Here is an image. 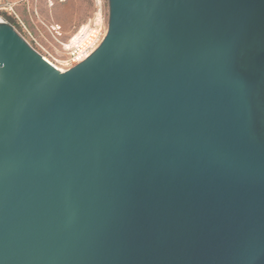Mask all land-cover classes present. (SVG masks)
<instances>
[{
    "label": "water",
    "instance_id": "obj_1",
    "mask_svg": "<svg viewBox=\"0 0 264 264\" xmlns=\"http://www.w3.org/2000/svg\"><path fill=\"white\" fill-rule=\"evenodd\" d=\"M61 72L0 22V264H264V0H108Z\"/></svg>",
    "mask_w": 264,
    "mask_h": 264
},
{
    "label": "rangeland",
    "instance_id": "obj_2",
    "mask_svg": "<svg viewBox=\"0 0 264 264\" xmlns=\"http://www.w3.org/2000/svg\"><path fill=\"white\" fill-rule=\"evenodd\" d=\"M2 2L13 4L18 17L4 10L0 11V16L59 68L64 67L67 58L63 45L97 12L95 0H2ZM102 5L105 25H108V0H102Z\"/></svg>",
    "mask_w": 264,
    "mask_h": 264
},
{
    "label": "built area",
    "instance_id": "obj_3",
    "mask_svg": "<svg viewBox=\"0 0 264 264\" xmlns=\"http://www.w3.org/2000/svg\"><path fill=\"white\" fill-rule=\"evenodd\" d=\"M95 3L97 6V12L95 13L94 17L88 23L80 26L78 30L70 37V39L66 43L68 44V48L63 47V50L65 54L67 55V58H66V61L63 67L65 71L73 68L74 66L86 60L100 46V44L102 43V41L104 40L107 34L108 25H105L102 0H101L100 7L97 5L98 3L97 0H95ZM1 10L9 11L10 13L18 17L14 11L13 4H9V3L3 4L2 0H0V11ZM98 13H100L101 15V20L96 21ZM4 22L6 21L4 20ZM33 41L37 45H39L34 38H33ZM35 50L40 53L39 50L37 49ZM40 54L43 56L42 53Z\"/></svg>",
    "mask_w": 264,
    "mask_h": 264
},
{
    "label": "bare ground",
    "instance_id": "obj_4",
    "mask_svg": "<svg viewBox=\"0 0 264 264\" xmlns=\"http://www.w3.org/2000/svg\"><path fill=\"white\" fill-rule=\"evenodd\" d=\"M97 5L100 7L101 6V0H97ZM99 20H101V15H100V13H98L97 14V19H96V21H99ZM0 22H4V20H3V18L2 17H0ZM108 28V27H107ZM64 47L65 48H68V44H64ZM46 58V57H45ZM46 60H48L47 58H46ZM49 61V60H48ZM49 62H51V61H49ZM53 64V63H52ZM56 66V65H55ZM56 68L57 69H59L61 72H64L65 71V69L64 68H59V67H57L56 66Z\"/></svg>",
    "mask_w": 264,
    "mask_h": 264
}]
</instances>
